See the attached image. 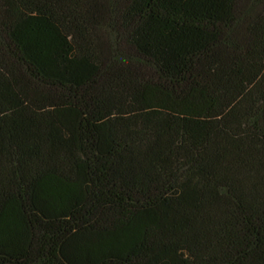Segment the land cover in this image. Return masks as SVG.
Wrapping results in <instances>:
<instances>
[{"label": "trees", "instance_id": "obj_1", "mask_svg": "<svg viewBox=\"0 0 264 264\" xmlns=\"http://www.w3.org/2000/svg\"><path fill=\"white\" fill-rule=\"evenodd\" d=\"M0 264H264V0H0Z\"/></svg>", "mask_w": 264, "mask_h": 264}]
</instances>
